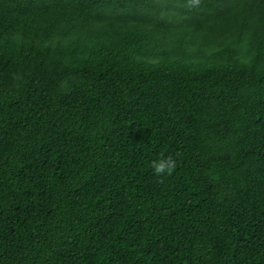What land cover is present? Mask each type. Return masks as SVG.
Wrapping results in <instances>:
<instances>
[{"label": "trees", "instance_id": "trees-1", "mask_svg": "<svg viewBox=\"0 0 264 264\" xmlns=\"http://www.w3.org/2000/svg\"><path fill=\"white\" fill-rule=\"evenodd\" d=\"M0 264H264V0H0Z\"/></svg>", "mask_w": 264, "mask_h": 264}, {"label": "rangeland", "instance_id": "rangeland-1", "mask_svg": "<svg viewBox=\"0 0 264 264\" xmlns=\"http://www.w3.org/2000/svg\"><path fill=\"white\" fill-rule=\"evenodd\" d=\"M176 33H178V32H174L173 34H176ZM158 34H164V32H160ZM187 40H189V39H182L180 41H177L175 39H168L167 41H163L162 43H160V41H158V40H152V39L149 40L148 39V42H150L148 48H145L141 52L133 53L131 55V58L134 60H140L143 62L152 63V62H157V61L162 60L163 56H161V55L163 53L168 54L170 56V58H172V59L183 60L186 62L189 61L190 59H191L190 61H192V60L202 61L203 59L208 57V55L213 56V54L210 53L211 51H213L212 49L209 52V50L207 48L201 47V50L197 51L198 48H200V45L197 42L192 43V41H190L187 45V44H185L187 42ZM154 41L157 42V46L153 44ZM196 41H199V40H196ZM164 44H167L168 46H169V44H171V45L175 44L177 47H173V48L168 49V46L164 45ZM177 44H179V46L183 44L185 47L187 45V47L186 48H180Z\"/></svg>", "mask_w": 264, "mask_h": 264}, {"label": "clouds", "instance_id": "clouds-1", "mask_svg": "<svg viewBox=\"0 0 264 264\" xmlns=\"http://www.w3.org/2000/svg\"><path fill=\"white\" fill-rule=\"evenodd\" d=\"M179 154H177L178 156ZM177 167V159L169 155L167 157H160L150 163V168L157 177L165 175L170 176Z\"/></svg>", "mask_w": 264, "mask_h": 264}]
</instances>
